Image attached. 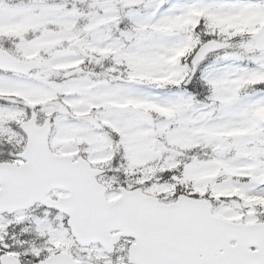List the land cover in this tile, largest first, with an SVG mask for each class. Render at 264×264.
I'll return each instance as SVG.
<instances>
[{
    "label": "snow or ice",
    "instance_id": "obj_1",
    "mask_svg": "<svg viewBox=\"0 0 264 264\" xmlns=\"http://www.w3.org/2000/svg\"><path fill=\"white\" fill-rule=\"evenodd\" d=\"M0 264H264V0H0Z\"/></svg>",
    "mask_w": 264,
    "mask_h": 264
}]
</instances>
